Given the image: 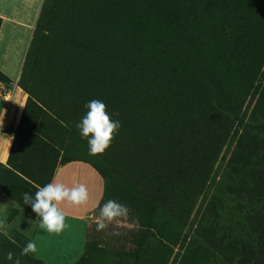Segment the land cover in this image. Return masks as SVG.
Segmentation results:
<instances>
[{
    "label": "rangeland",
    "instance_id": "rangeland-1",
    "mask_svg": "<svg viewBox=\"0 0 264 264\" xmlns=\"http://www.w3.org/2000/svg\"><path fill=\"white\" fill-rule=\"evenodd\" d=\"M0 12L15 139L0 160V264H264V0H0ZM93 99L120 128L90 156L75 125ZM72 157L107 188L48 233L22 194ZM108 199L128 212L98 230Z\"/></svg>",
    "mask_w": 264,
    "mask_h": 264
},
{
    "label": "clouds",
    "instance_id": "clouds-1",
    "mask_svg": "<svg viewBox=\"0 0 264 264\" xmlns=\"http://www.w3.org/2000/svg\"><path fill=\"white\" fill-rule=\"evenodd\" d=\"M83 107L85 111L75 127L81 139L86 140L88 154L90 156L102 154L109 147L113 134L120 128V123L118 120L111 119L110 114L105 110L104 102L101 100H90ZM87 199L88 192L83 184L67 187L63 183L52 181L43 186H37L34 194L27 192L22 194L23 203L29 205L31 211L39 218L41 229L56 234L67 227L65 214L58 205L61 202L82 205ZM127 212L126 205L113 199L106 200L100 206V222L97 223V229L105 227L103 223L105 219L111 221L114 217L126 216ZM35 251V243L29 241L21 249V255ZM7 258L11 260L12 253H8ZM15 264H19V260L15 261Z\"/></svg>",
    "mask_w": 264,
    "mask_h": 264
},
{
    "label": "crops",
    "instance_id": "crops-1",
    "mask_svg": "<svg viewBox=\"0 0 264 264\" xmlns=\"http://www.w3.org/2000/svg\"><path fill=\"white\" fill-rule=\"evenodd\" d=\"M1 25L5 22V15L0 12ZM4 40V34L0 30V46ZM6 69H3L5 71ZM14 91L12 94H16ZM25 101V97H23ZM10 105V103H9ZM23 105V104H22ZM10 106L5 108L0 104V160L6 161L13 142V134L4 125L10 114ZM21 111L19 109L18 115ZM50 181L60 182L67 187H72L74 184H83L88 192V199L82 205H72L67 202H61L58 207L64 212L65 216H83L94 210L99 204L103 191L104 179L101 174L87 161L71 160L64 163H59L51 176Z\"/></svg>",
    "mask_w": 264,
    "mask_h": 264
},
{
    "label": "trees",
    "instance_id": "trees-1",
    "mask_svg": "<svg viewBox=\"0 0 264 264\" xmlns=\"http://www.w3.org/2000/svg\"><path fill=\"white\" fill-rule=\"evenodd\" d=\"M85 76H86V74H84ZM83 75V76H84ZM82 74H81V76H80V79L79 80H81L82 79ZM177 102V101H176ZM25 112V111H24ZM24 112H23V114H24ZM48 113H49V111H47ZM52 115H53V117L55 118L56 117V115L55 114H53L52 113ZM236 118V117H235ZM61 121V120H60ZM67 126V125H66ZM36 135H38V134H36ZM37 138V139H36ZM47 138V136H45V135H42V134H40V135H38V137H36V136H34V138H33V142L34 143H41L43 146H44V148H47V145H46V143H45V139ZM53 139V138H52ZM51 142L53 143V141L51 140ZM54 144V143H53ZM15 145V139H13V142H12V145H11V150H12V148H13V146ZM54 146V145H53ZM50 149V147H48V150ZM71 160H83V161H87V160H84V159H82V158H78V157H72V158H68V159H66V160H60L59 162H57L55 165L57 166V164H59V163H64V162H68V161H71ZM87 162H89V161H87ZM90 163V162H89ZM49 165L51 164V166L50 167H52V166H54V161L53 162H49L48 163ZM91 164V163H90ZM92 165V164H91ZM55 166V167H56ZM93 167H94V165H92ZM95 168V167H94ZM96 169V168H95ZM54 170H55V168L52 170V172H51V175H50V179H51V176H52V174H53V172H54ZM97 170V169H96ZM98 171V170H97ZM100 174H101V176L103 177V179H104V191H103V195H102V198H101V200L100 201H102V199H103V197H104V193H105V189L107 188V180H106V176L104 175V174H102L100 171H98ZM50 179H49V181H50ZM48 181V182H49ZM111 189V188H110Z\"/></svg>",
    "mask_w": 264,
    "mask_h": 264
}]
</instances>
